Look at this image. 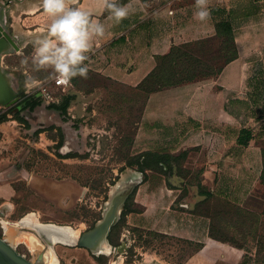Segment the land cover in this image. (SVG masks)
I'll return each mask as SVG.
<instances>
[{
	"label": "rangeland",
	"instance_id": "rangeland-1",
	"mask_svg": "<svg viewBox=\"0 0 264 264\" xmlns=\"http://www.w3.org/2000/svg\"><path fill=\"white\" fill-rule=\"evenodd\" d=\"M17 3L20 8L25 4L39 7L42 0H0V5L8 7L11 35V11ZM46 30L36 29L30 36L21 33L15 39L19 49L11 46L3 57V69L12 77L18 100L38 95L41 103L34 109L24 104L13 106L16 102L0 106V236L9 237L8 241L33 262H37L38 253L52 250L57 259L53 264H264L263 200L241 208L215 199L199 200L202 210L205 207L215 212L213 234L229 243L210 252L203 241L190 238L192 233L187 229L191 222L184 224L181 219L176 220L175 233L159 231L154 222L147 227L118 222L110 241L112 245L122 243V247L110 246L108 253L98 255L62 242L51 246L34 229L22 227L27 224L18 223L32 213L40 222L71 227L80 237L102 219L114 191L130 179V169L138 170V154L143 147L139 123L148 95L110 76L107 57L99 49L92 47L88 54L87 77L73 78L66 86L49 79L50 70L21 64L33 51L32 40ZM223 40L207 44L205 64L220 65L233 55L231 43ZM172 164L174 168L165 170L163 176L169 185L181 186L186 201L190 174L176 161ZM190 198L195 200L191 194ZM128 206L137 211L143 208L133 199ZM124 208L125 203L121 213ZM3 225L10 227L9 234L5 235ZM21 234L32 236L34 241H18Z\"/></svg>",
	"mask_w": 264,
	"mask_h": 264
},
{
	"label": "crops",
	"instance_id": "crops-1",
	"mask_svg": "<svg viewBox=\"0 0 264 264\" xmlns=\"http://www.w3.org/2000/svg\"><path fill=\"white\" fill-rule=\"evenodd\" d=\"M129 3L136 11L119 24L109 19L100 0H77L74 6L105 25V35L95 38L93 47L107 57L108 74L130 86H136L156 66V57L173 45L215 35L220 16L213 8L225 7L233 22L238 56L217 77L153 92L143 107L141 151L177 154L187 150L183 166L189 177L199 174V179L186 182L187 200L181 186L169 185L163 175L143 180L141 171L131 168L126 180L135 181V202L143 205L127 215L128 223L147 227L154 222L159 231L175 233L176 220L190 221V238L203 241L209 252L218 250L228 241L214 238L211 217L195 211L206 192L240 207L264 201V0H209L211 19L206 22L194 18L195 0H169L153 9L143 0L124 4ZM19 6L13 5L11 11L16 37L47 29L51 21L41 5ZM9 48L2 45L0 70L7 86L16 92L11 75L3 69ZM23 236L34 240L23 234L17 240Z\"/></svg>",
	"mask_w": 264,
	"mask_h": 264
},
{
	"label": "trees",
	"instance_id": "trees-1",
	"mask_svg": "<svg viewBox=\"0 0 264 264\" xmlns=\"http://www.w3.org/2000/svg\"><path fill=\"white\" fill-rule=\"evenodd\" d=\"M129 0H119L121 4L126 3ZM149 2L150 7L156 8L169 0H143ZM212 12L220 18L216 22V34L210 37L193 40L189 42H184L180 44H175L172 46L171 50L162 55L156 57L157 63L156 66L136 85L132 86L137 89H140L146 93L147 98L153 92L162 90L167 87L177 86L184 83L202 81L210 78L217 77L223 68L232 60L238 56V50L235 43V32L233 22L228 13V10L225 7H215L212 9ZM106 13L108 11L106 10ZM224 43H231L234 48V53L231 57L225 58L224 62L220 65H216L215 62L205 64L203 61V53L205 48L212 43V40L220 39ZM209 43V44H208ZM208 44V45H207ZM66 107L70 103V98H66ZM41 103V100L38 95H27L23 100H20L18 105L24 104V107H29L34 109L37 105ZM250 137V136H249ZM245 138L244 142L246 143L247 139ZM188 151L183 150L177 154L171 153L168 150H144L138 154V170L141 171L145 179H148L150 176L157 175L159 173L163 175L165 170L173 169L174 165L172 161H176L179 167L187 169L183 166L185 159L187 158ZM132 163V162H131ZM177 165V166H178ZM148 170H155L154 175H149ZM188 170V169H187ZM162 172V173H161ZM189 172V170H188ZM190 173V172H189ZM197 174V173H193ZM193 174L187 178L189 180L199 179V174L193 176ZM264 178V171H263ZM206 192V191H205ZM137 193V187L129 194L125 202V208L122 210L120 222L127 221V215L131 212H137L135 208L128 206L130 200L135 201V196ZM205 199V198H204ZM206 199H215L217 202H222L233 207L241 208L235 204L230 203L229 201H223L220 198L214 196L213 193L207 191ZM200 202V201H199ZM197 203L195 211L207 214L211 217V235L221 241H225L222 238L217 237L213 234V231L216 229L215 221V212L210 211L204 207L203 210L200 208V203ZM114 229V226L113 228ZM111 236V234H110ZM109 236V237H110Z\"/></svg>",
	"mask_w": 264,
	"mask_h": 264
},
{
	"label": "clouds",
	"instance_id": "clouds-1",
	"mask_svg": "<svg viewBox=\"0 0 264 264\" xmlns=\"http://www.w3.org/2000/svg\"><path fill=\"white\" fill-rule=\"evenodd\" d=\"M109 19L121 23L136 9L119 0H100ZM77 0H42L43 11L50 18L46 33L32 40V53L21 60L35 70H50L49 79L68 84L73 78H86L89 72V53L93 40L103 37L105 25L88 11L75 7ZM194 18L200 22L211 19L209 0H195Z\"/></svg>",
	"mask_w": 264,
	"mask_h": 264
},
{
	"label": "bare ground",
	"instance_id": "bare-ground-1",
	"mask_svg": "<svg viewBox=\"0 0 264 264\" xmlns=\"http://www.w3.org/2000/svg\"><path fill=\"white\" fill-rule=\"evenodd\" d=\"M133 185L134 181H123L119 184L117 189L114 191L112 197L110 198L109 204L106 207V219H102L99 222L100 229L93 234L87 233V235L84 237L89 247L95 253H97V255L109 252V227L112 223H117L119 221V215H121V207L129 196ZM20 223L21 225L27 224L28 226H32L34 229H38L39 233L47 235V238L49 237V235L46 234V232L50 234H55L54 239L56 240V242L77 245V242H79V240L81 239L80 237H77V232H75L72 228L65 226L61 227L54 224H42L38 222L37 218L32 213L31 215L27 216L22 221H20ZM25 239L28 240L27 238ZM48 239L52 241V244H54L53 240H51L50 238ZM47 256L49 257L50 264L56 262L57 259L55 260L56 256L52 250L47 253Z\"/></svg>",
	"mask_w": 264,
	"mask_h": 264
},
{
	"label": "water",
	"instance_id": "water-1",
	"mask_svg": "<svg viewBox=\"0 0 264 264\" xmlns=\"http://www.w3.org/2000/svg\"><path fill=\"white\" fill-rule=\"evenodd\" d=\"M7 22H8V7L6 5L1 4L0 5V51L2 50V45H4V43L10 45L9 50L11 49V46H13L16 49H19V46L15 41L16 36L14 34L11 35L9 33ZM18 99L19 98H17L16 92H13L12 90H10L9 86H7V82L5 81V79H3L0 70V103L10 106L13 103L17 102ZM134 186H135V181L131 192L133 191ZM102 219H106L105 212L103 213ZM119 219H120V215H119ZM100 220L95 224V226L92 229L84 233L81 239L79 240V242L77 243H79L82 246L89 247L84 237L87 235V233L93 234L100 229L99 226ZM115 224L116 222L112 223L109 227V230ZM41 236H43L49 242V244H52V241H50L47 238V235L41 234ZM0 264H38V263L33 262L31 259H28L24 254L20 253L13 245V243L8 241L7 237L0 236Z\"/></svg>",
	"mask_w": 264,
	"mask_h": 264
},
{
	"label": "flooded vegetation",
	"instance_id": "flooded-vegetation-1",
	"mask_svg": "<svg viewBox=\"0 0 264 264\" xmlns=\"http://www.w3.org/2000/svg\"><path fill=\"white\" fill-rule=\"evenodd\" d=\"M19 102H20V100H18L13 106H18V104H19ZM7 184H11V183H7ZM12 186V185H11ZM126 202V201H125ZM122 214V213H121ZM31 215V214H30ZM29 216V215H28ZM26 217H27V215H26ZM26 217H23V218H21L19 221H18V223L20 222V221H22L24 218H26ZM120 218H121V215H120ZM38 220V222H40L39 221V218L37 219ZM120 220V219H119ZM1 222H2V220H0ZM0 222V223H1ZM119 222V221H118ZM117 222V223H118ZM40 223H42V224H54V225H58V224H55V223H50V222H40ZM116 223V224H117ZM3 224V223H2ZM5 225V224H4ZM3 225V226H4ZM17 225V224H16ZM19 225V224H18ZM21 226V225H20ZM58 226H61V227H64L63 225H58ZM95 226V225H94ZM93 226V227H94ZM5 227V226H4ZM22 227H28V228H31V229H34L32 226H22ZM65 227H67V226H65ZM92 227V228H93ZM9 228L10 227H8V228H6L5 227V229H6V232H5V235H7V234H9ZM71 228V227H70ZM91 228V229H92ZM112 228H113V226H112ZM110 229V232H109V234H108V241H109V243H110V246H112L113 248H117V247H122V243H119L118 245H112V243H111V241H110V234L112 235V231H113V229ZM36 232H38L39 233V231H38V229H34ZM74 230V229H73ZM88 230H90V229H88ZM87 230V231H88ZM45 231V230H44ZM87 231H85V232H82V233H80L79 234V236H80V238L83 236V234L84 233H86ZM46 232V231H45ZM40 234V233H39ZM46 234H48L49 235V237L48 238H50L51 240H53V242H54V244L55 243H61V242H56V240L54 239V236H55V234H50V233H48V232H46ZM41 235V234H40ZM110 236V237H109ZM9 238V237H8ZM12 238V237H11ZM14 240V239H13ZM18 241H28V240H26V239H22V238H20ZM34 241V240H33ZM47 241V240H46ZM122 241V240H121ZM48 242V241H47ZM123 242V241H122ZM47 244H49V242L47 243ZM54 244H52V245H54ZM64 244V243H63ZM49 245H51V244H49ZM51 245V246H52ZM68 246H71V247H74V246H80V247H85V248H88V249H90L91 251H93L91 248H89V247H86V246H82V245H80L79 243H77V245H68ZM112 252V251H111ZM110 252V253H111ZM47 253H48V250L47 251H45V252H43V253H38V255H37V262H35V263H38V264H43V263H46V264H48V263H50V260H49V257L47 256ZM93 253H95L94 251H93ZM104 254V253H103Z\"/></svg>",
	"mask_w": 264,
	"mask_h": 264
},
{
	"label": "built area",
	"instance_id": "built-area-1",
	"mask_svg": "<svg viewBox=\"0 0 264 264\" xmlns=\"http://www.w3.org/2000/svg\"><path fill=\"white\" fill-rule=\"evenodd\" d=\"M56 84L57 85H60V86H66L67 84H58L57 82H56Z\"/></svg>",
	"mask_w": 264,
	"mask_h": 264
}]
</instances>
